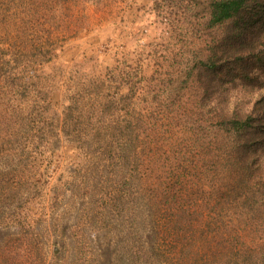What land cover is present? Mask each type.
Returning a JSON list of instances; mask_svg holds the SVG:
<instances>
[{"label":"rangeland","instance_id":"obj_1","mask_svg":"<svg viewBox=\"0 0 264 264\" xmlns=\"http://www.w3.org/2000/svg\"><path fill=\"white\" fill-rule=\"evenodd\" d=\"M212 1L0 0V86L14 93L0 94V137L19 147L0 153V264H134V241L148 246L151 236L134 204L149 194L134 174L151 163L195 170L186 198L196 187L202 200L214 184L220 203L238 199L231 217L245 211L261 227L235 232L264 244V37H237L240 19L213 25ZM63 31L71 35L56 37ZM210 60L220 72L202 69ZM11 66L21 76L13 84ZM39 97L47 110L36 115L38 138L21 118L34 116ZM69 112L134 123V146L112 129L100 144L68 141ZM226 113L252 129L235 143L239 161L220 166L216 156L232 150L219 125ZM128 146L131 165L121 158ZM100 209L102 230L90 222ZM80 219L95 247L83 259L73 240Z\"/></svg>","mask_w":264,"mask_h":264},{"label":"trees","instance_id":"obj_2","mask_svg":"<svg viewBox=\"0 0 264 264\" xmlns=\"http://www.w3.org/2000/svg\"><path fill=\"white\" fill-rule=\"evenodd\" d=\"M60 1L67 4L70 0ZM64 9L66 10V8ZM239 19L242 20V23L238 27L237 37H248V35H251L250 37H264V0H213L211 2L210 20L213 25L233 20L240 21ZM65 35L69 37L71 33L68 36L67 31H63L62 36L57 35L56 37H66ZM201 65L202 69L206 71L220 72L217 65L211 60L207 63L202 62ZM12 68L11 66L7 75L9 79L13 80L11 84L15 83L18 77L21 79V76L14 75ZM124 74L127 77L130 75L129 72H124ZM0 94H7L12 99L14 96V93L1 86ZM42 101V98H40V101H36L34 116L24 113L23 118H21L22 121L25 120L26 122V133H30V123L34 122L31 134L35 137H38L36 123L41 121V117H36L37 112L47 110L43 104L45 101L41 103ZM109 101L111 103L115 102L114 100ZM46 107L49 110L50 103H47ZM108 107L118 109L117 106ZM14 108L9 111H13ZM85 113L80 112L78 117H83ZM65 115L62 130L66 139L72 143H79L93 138L96 143L100 144L104 140L103 132L108 134L112 129L115 134L122 135L124 141L127 139L125 142H128L131 147L134 146V123L126 121L123 124V121L122 123L117 121L110 124L96 114L95 121L88 123V118L75 121L72 113L69 112ZM222 118L223 120L220 121L219 125L230 131L232 150L224 156H216V161L220 163V166L226 161H239V156L237 157V154H234V151H239V147H236L235 143L239 138L244 140L245 135L250 134L247 133L249 129H252L249 118L240 120L237 119V116H231L228 113L223 115ZM112 136H115L114 133ZM8 145L10 152L19 149V147H15L14 143L8 140L6 142L4 138L0 137V153L4 152ZM130 146L126 150L127 153L123 154L121 158L125 163L131 165L132 158L135 159L137 155H134V151L130 154V151H132ZM249 160L248 166L258 169L255 156L250 157ZM153 167L154 164L152 163L150 167H145L150 169L146 172L139 171L141 169L139 167L140 169L136 171L137 175L134 174L136 180H139L138 183H134V187L147 191L149 194L144 197L145 199H134L135 210H141L139 211L140 216L144 217L142 222L149 223L151 228L150 245H137L134 241V264H264V244H258L255 241L249 244L235 232L238 226L243 227L242 224H246V222H250L254 229L261 227V225H258L259 223L252 222L250 215L245 211L238 215V212L236 213V221L231 217L227 210L238 211L240 209L237 206V204H240L238 199H224V202L220 203V200L214 199L213 196L214 184L209 188L208 195L204 199L195 198L197 197L194 195L196 192L199 195L196 187L189 191V193L196 191L190 194L192 198H186L181 194L188 180L185 177L188 173H192V176L195 175V170L186 166V163H183V166L176 170L173 165H168L165 170L159 172ZM232 170L229 166H226V171L223 168L221 169L223 175H231ZM237 174H240L238 170ZM146 180H148V183H146ZM144 183L146 184L144 185ZM229 184L231 185V183ZM187 186H190V184H187ZM216 203H220L218 205L220 211L213 210ZM204 209L207 210V215L202 213ZM95 214L91 215L90 222H92L93 227L102 230L104 228V217L101 209L97 210ZM84 223V219L78 220L75 223L73 233V240L76 242L77 253H80L81 259L95 255L93 252L95 247L88 238Z\"/></svg>","mask_w":264,"mask_h":264}]
</instances>
